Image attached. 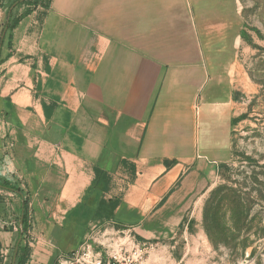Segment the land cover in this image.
I'll list each match as a JSON object with an SVG mask.
<instances>
[{
  "label": "crops",
  "instance_id": "0c3cea01",
  "mask_svg": "<svg viewBox=\"0 0 264 264\" xmlns=\"http://www.w3.org/2000/svg\"><path fill=\"white\" fill-rule=\"evenodd\" d=\"M242 29L238 0H51L18 21L0 62V178L29 200L26 264L68 256L102 223L176 234L232 154ZM9 192L4 263L23 203Z\"/></svg>",
  "mask_w": 264,
  "mask_h": 264
},
{
  "label": "rangeland",
  "instance_id": "374dc122",
  "mask_svg": "<svg viewBox=\"0 0 264 264\" xmlns=\"http://www.w3.org/2000/svg\"><path fill=\"white\" fill-rule=\"evenodd\" d=\"M12 1L0 2L2 22ZM45 1L27 0L17 14L43 12ZM238 1L243 29L230 159L172 238L148 241L98 224L79 244L87 249L77 248L66 256L75 264L107 261L117 252L134 259V264H264V0ZM11 197L6 189L0 191V199ZM28 242H33L30 236L24 244ZM12 260L10 251L3 264Z\"/></svg>",
  "mask_w": 264,
  "mask_h": 264
},
{
  "label": "trees",
  "instance_id": "16d2710c",
  "mask_svg": "<svg viewBox=\"0 0 264 264\" xmlns=\"http://www.w3.org/2000/svg\"><path fill=\"white\" fill-rule=\"evenodd\" d=\"M1 3H3V0H0ZM27 0H13L9 8L7 10V17L5 22L3 23L1 35H0V62L2 61V50L3 46L6 40L8 42L10 41V31L12 28L18 23V21L26 14L31 13L32 10H27L24 14H17V8H19L22 4L26 3ZM51 0L45 1V7H49ZM103 181L106 182L105 179H102L101 177H98V180L96 183L89 189L88 196H86V199L84 202L77 208V213H80L81 219L80 223H82V226L85 225V223L93 216H97V212L95 211L98 209V203H97V197L100 194L102 190H104V185L100 182ZM0 187L19 193L23 197V203H22V215L23 218V238L24 240L29 237V230L31 228V219L29 214V200L27 196L23 193V190L15 183L11 182L7 179L0 178ZM20 217V218H21ZM19 217L16 218L15 227L11 228L16 233L20 235V226H19ZM79 222V221H78ZM81 225V224H80ZM81 230H85L82 228ZM19 238V237H18ZM23 240V239H22ZM31 248L28 244H23V241H21L19 245V250L16 257L15 264H26L29 257H30ZM4 263V253H3V246L0 241V264ZM12 264V261H11Z\"/></svg>",
  "mask_w": 264,
  "mask_h": 264
},
{
  "label": "built area",
  "instance_id": "2783aa9c",
  "mask_svg": "<svg viewBox=\"0 0 264 264\" xmlns=\"http://www.w3.org/2000/svg\"><path fill=\"white\" fill-rule=\"evenodd\" d=\"M31 226H32V219H31ZM30 233V230H29ZM82 247L79 248V250ZM83 250L87 249V246H83L82 248ZM89 252V251H88ZM85 255H89V253H86ZM134 259H130V258H125L122 257V255H120L118 252L113 254V256L107 260V261H103L102 259H96L94 263H89L88 261L84 260L81 264H134ZM76 262L73 259L70 258H63V259H59V264H75Z\"/></svg>",
  "mask_w": 264,
  "mask_h": 264
},
{
  "label": "water",
  "instance_id": "95a60500",
  "mask_svg": "<svg viewBox=\"0 0 264 264\" xmlns=\"http://www.w3.org/2000/svg\"><path fill=\"white\" fill-rule=\"evenodd\" d=\"M23 218L21 217L20 220H19V226H20V235H19V238L17 240V243H16V246H15V249H14V253H13V260H12V264H15L16 262V257H17V253H18V250H19V245L23 239Z\"/></svg>",
  "mask_w": 264,
  "mask_h": 264
}]
</instances>
